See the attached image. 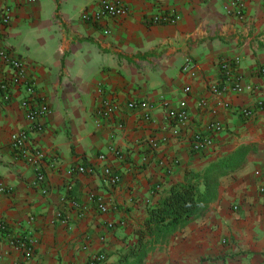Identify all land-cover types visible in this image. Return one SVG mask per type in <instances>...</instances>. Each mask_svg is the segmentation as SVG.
<instances>
[{
    "label": "crops",
    "instance_id": "1",
    "mask_svg": "<svg viewBox=\"0 0 264 264\" xmlns=\"http://www.w3.org/2000/svg\"><path fill=\"white\" fill-rule=\"evenodd\" d=\"M97 1L0 0L12 14L11 24L0 27V43L23 58L50 106L38 122L43 129L33 130L20 97L0 100V183L13 190L0 192V218L8 223L0 231V264H88L102 251L105 264H115L137 241L149 209L188 170L202 172L241 146L249 147L245 159L218 178L216 199L142 264H264V107L251 118L240 113L264 102V0H120L128 17L84 21L83 10ZM174 10L177 23L149 24ZM187 60L190 72L183 71ZM5 70L0 63V79ZM224 80L239 81L243 90L226 92L220 106L209 88ZM104 99L116 105L108 117L99 114ZM132 100L155 108H129ZM182 102L189 119L170 121L167 110ZM215 120L224 130L212 134L214 147L193 151V134H211ZM22 128L48 152L47 193L33 166L10 147V134ZM92 164L94 174L66 172ZM105 166L120 175L117 184ZM96 197L108 212L98 210ZM11 233L31 236L34 255L23 257Z\"/></svg>",
    "mask_w": 264,
    "mask_h": 264
},
{
    "label": "built area",
    "instance_id": "2",
    "mask_svg": "<svg viewBox=\"0 0 264 264\" xmlns=\"http://www.w3.org/2000/svg\"><path fill=\"white\" fill-rule=\"evenodd\" d=\"M35 1L36 0H21V3H32ZM129 15V8L120 0H98L94 3V5L83 10L81 18L84 21L96 24L110 19H124ZM179 20L180 14L174 10L153 15L149 20V24H175ZM11 22L12 14L10 6H8V4L0 5V27L7 28ZM104 29L105 33L109 32L108 28ZM237 61L238 60H235L232 63L236 64ZM0 63L6 67V73L0 79V100L4 104H11L16 98L20 97V106L24 109L26 118L35 124V128L33 130L43 129V126H41L38 122L50 112V106L47 99L39 94L36 81L28 72L23 58L16 55L7 45L0 43ZM232 63L225 61L223 65L225 67H230ZM183 71H191L189 60L185 63ZM259 74L264 76V65L259 68ZM209 89L215 96H217V98H219L217 105L221 106L224 104L221 98L226 92L230 90L234 92H241L243 87L237 80H234L232 84H230L229 81L224 80L211 83ZM185 91L189 92L190 87H186ZM99 92L102 95L103 90L100 89ZM206 104V101H201L200 103L202 106H205ZM128 107L154 109L155 105L146 101L132 100L128 103ZM263 107L264 102L260 101L255 106L242 107L240 109V113L246 119L251 118L256 114L257 109ZM101 108L102 109L99 110V114L104 117H108L114 112L116 105L112 100L104 99L102 101ZM189 116V112L184 102H182L180 107L177 109L170 108L167 110L168 119L176 123L187 122ZM146 117L149 118L150 116L147 115ZM209 130L211 131V134L203 132H195L193 134L191 143V149L193 151L201 152L214 147L212 134L222 132L224 130V126L219 120H215L209 125ZM30 133L31 130L23 128L12 131L9 137V144L19 158H23L33 166L36 173V182L41 187L42 192L47 193L48 174L46 171V158L48 152L31 144ZM154 146H158L156 141H153V147ZM100 158L105 159V155H101ZM96 169V165L94 164L88 167L84 165H71L67 168L66 172L68 175L74 176L75 174L80 173L94 174ZM102 171L112 184H117L120 181V175L114 172L111 167L105 166ZM261 190H263V188ZM12 191V187L0 183L1 193H11ZM95 200L98 210L102 213L109 211L108 205L101 197H96ZM234 208L237 209L238 205H235ZM62 221L65 223L66 219H63ZM7 230L8 223L3 218H0V231L5 232ZM7 237L10 244L16 247L26 259H29L32 255H34L35 241L31 236L23 233H11L8 234ZM106 261L107 254L102 251L91 256L88 260V264H105Z\"/></svg>",
    "mask_w": 264,
    "mask_h": 264
},
{
    "label": "trees",
    "instance_id": "3",
    "mask_svg": "<svg viewBox=\"0 0 264 264\" xmlns=\"http://www.w3.org/2000/svg\"><path fill=\"white\" fill-rule=\"evenodd\" d=\"M248 150V146H241L202 172L188 170L185 181L172 185L167 195L149 209L147 218L137 230V241L121 252L115 264H142L157 245L203 212L217 197L218 178L238 167Z\"/></svg>",
    "mask_w": 264,
    "mask_h": 264
}]
</instances>
